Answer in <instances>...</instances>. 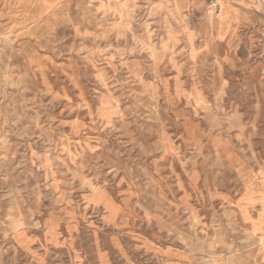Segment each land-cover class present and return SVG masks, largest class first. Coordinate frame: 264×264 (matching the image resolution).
I'll use <instances>...</instances> for the list:
<instances>
[{"label":"rangeland","instance_id":"rangeland-1","mask_svg":"<svg viewBox=\"0 0 264 264\" xmlns=\"http://www.w3.org/2000/svg\"><path fill=\"white\" fill-rule=\"evenodd\" d=\"M0 264H264V0H0Z\"/></svg>","mask_w":264,"mask_h":264}]
</instances>
